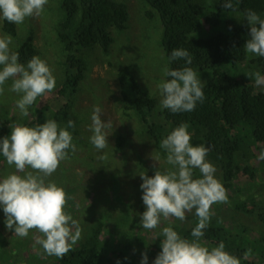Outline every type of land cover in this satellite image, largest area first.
<instances>
[{
	"label": "trees",
	"instance_id": "16d2710c",
	"mask_svg": "<svg viewBox=\"0 0 264 264\" xmlns=\"http://www.w3.org/2000/svg\"><path fill=\"white\" fill-rule=\"evenodd\" d=\"M142 1L159 15L162 26L160 44L167 61L171 52L180 48L187 50L192 58L191 65H187L183 59H178L171 63L168 61V67H192L197 70L199 76L205 78L204 99L203 102H197L191 112L172 113L162 109V121L155 123V115L152 114L154 100L137 84L128 67L119 66L115 79L122 102L126 105L122 115L136 119L135 121L144 127L142 130L146 137L156 145H160L161 140L181 123H188V131L191 134H203L201 138H204L206 145L210 147V160L217 170L215 174L227 190L228 199L237 200L233 203V213L248 214L251 228L250 223L238 222L235 231H231L225 220L224 225L212 221L213 224H209L204 230L202 241L212 247L224 242L225 250L241 258V264H264V196L261 194L264 190V160L259 159L264 151V93L257 91L258 86L255 84L244 83L237 75L238 68L247 62L244 45L249 39L250 28L244 13L246 10H253L264 19V0H230L234 10L222 7V4L229 0H213L212 3L194 0ZM58 4L59 13L62 14L53 34L62 48V54L58 52L59 73H62V77L59 79L60 83H57L59 88L51 92L56 96L54 97V94L51 100H47L40 107V104L36 108L31 107L27 117L19 118L17 114L16 118H12L10 108L2 109L0 138L10 135L14 122L34 126L39 122L42 124L46 120H52V117L59 121V125L62 123L61 127H65L68 121H73L75 127L69 128L68 131L76 141L81 137L80 131L87 132L83 128L79 130L83 119L80 112L73 110L75 95L81 84L87 80L91 67L89 58L84 57L88 54L85 51L93 52L99 48L103 55L107 56L113 42L109 30L124 31L127 28V9L116 0H59ZM204 13L208 16L205 25H209V29L210 24L217 22L222 13L239 14L240 23L243 21L246 24L239 27L228 24L226 31L202 38L197 33L201 29V16ZM151 15V11H147L145 17L151 18ZM2 31L15 37L16 25L4 21ZM34 38L33 30L21 39L14 49L19 53V63L26 65L33 56L41 58L40 51L34 45ZM80 50L84 51V54H79ZM257 64L264 75V57H258ZM168 79L170 77H167ZM51 103L54 105L49 107ZM54 110L56 111L52 114ZM87 133L92 135L90 129ZM112 140L117 150L122 152L126 149V152H129L127 145L130 141L124 133L112 137ZM1 160L0 155V162ZM194 173L198 174L199 171ZM256 185L259 190L254 194L245 191L252 190ZM224 204L221 203V207ZM218 206L217 203L213 204L212 210ZM165 223L167 226L171 223L182 237L191 239V230L197 220L187 213L184 221L172 218ZM130 230L131 232H126L128 236L107 244L108 242L100 237L108 235L105 231L109 230L102 231L97 227L84 242L74 245L62 258L49 256L50 258L40 260L38 264H117V261L119 264H140L142 253L148 257L147 264H153L161 251L160 238L155 235L159 229L142 233L143 228L133 224ZM40 235L33 229L31 237L34 241ZM103 242L107 246L102 244ZM249 248L252 249L253 255L244 260L243 253ZM13 258L14 255L0 252V260L6 264ZM29 260H26L25 264H35Z\"/></svg>",
	"mask_w": 264,
	"mask_h": 264
},
{
	"label": "clouds",
	"instance_id": "9594fccd",
	"mask_svg": "<svg viewBox=\"0 0 264 264\" xmlns=\"http://www.w3.org/2000/svg\"><path fill=\"white\" fill-rule=\"evenodd\" d=\"M48 0H0V18L9 23L22 24L26 18L40 15ZM224 9L234 10L233 4L224 2ZM250 28L249 39L244 45L246 52L264 57V19L255 11L244 13ZM10 35L0 36V96L5 92V84L11 79L9 91L16 93V107L22 117L29 115V109L39 97L51 93L56 80L47 62L33 56L26 65L19 63V53L12 51ZM183 59L191 65L192 58L183 48L174 49L168 57L169 63ZM165 77H170L157 85L162 97L160 106L172 113L191 112L197 102H203L205 83L192 67L162 69ZM254 80L256 86H264V75L259 71L245 74ZM102 109L94 106L91 115L90 143L98 152L109 147L108 129L113 128L111 120H102ZM73 121L61 127L55 120L26 126L14 122L10 135L0 138V155L15 171L0 178V208H2L8 230L24 238L35 229L41 235L35 238L49 256L62 258L81 239L82 228L78 220L65 211L69 199L67 192L54 181L48 179L68 157L69 150L75 151L72 134ZM188 123H181L160 142L165 150V163L170 168H157L154 176L140 175L143 181L142 202L145 211L140 215L144 230H155L166 221L175 218L186 219L187 213L197 218L191 230V239L182 237L171 225L164 226L156 238H160V253L153 264H241L238 258L225 250L224 242L212 247L202 241L204 230L209 226L216 203H228L227 190L216 178V168L206 158L210 147L191 144ZM100 160L106 155H100ZM264 160V151L259 156ZM200 172L194 178V170ZM162 237V239H161ZM252 249L243 253L248 260ZM140 264H147L148 257L141 254ZM119 264V261H117Z\"/></svg>",
	"mask_w": 264,
	"mask_h": 264
},
{
	"label": "rangeland",
	"instance_id": "374dc122",
	"mask_svg": "<svg viewBox=\"0 0 264 264\" xmlns=\"http://www.w3.org/2000/svg\"><path fill=\"white\" fill-rule=\"evenodd\" d=\"M58 1L48 0L40 15L28 17L22 24H15L16 36H11L13 42L10 45V48L14 51L21 39L29 32L35 31L34 45L40 51L41 59L46 61L52 70L56 80L54 90L59 88V79L62 77V73H59L60 59L58 54V52H60V55L62 54V48L56 41V35L54 39V27L62 14L59 13ZM116 1L126 6L128 14L127 28L124 31L109 30L113 42L107 56H104L99 48L93 52L85 51L88 54L84 55V57L89 58L91 67L87 80L81 84L75 95L76 103L73 106V110L80 112L83 119L79 124V130L83 128L87 132H89L91 126V115L94 106H99L102 109V120L105 122L111 120L113 124V128L107 130L110 134L108 136L109 147L104 149L103 152H98L90 143L88 133L80 131L81 137L77 141L76 138L72 141L75 145V151L69 150L68 157L61 161L58 169L48 177L49 180L54 181L67 192L69 199L65 211L78 220L82 228V235L77 243L78 245L84 242L97 227H100L102 231L105 229L109 230L105 231L108 232V235L104 238V235L100 237L101 240L107 241V244L114 243L118 238H124L125 235L128 236L126 232H131L130 227L133 224H136V226L138 224V227H142L140 215L144 212L145 206L141 199L143 192L140 189V184L143 181L140 175L145 173L151 178L157 168L164 171L171 167L165 163V150L161 149L159 145L153 144L146 137L142 130L144 127L140 126L133 117L122 115L126 105L122 102L120 90L117 89L119 87L118 82L115 79L119 66L128 67L137 84L155 102V107L152 111V114L155 115L154 122L160 123L162 121L161 112L163 108L160 106L162 97L157 85L167 80V77L162 73V69L165 66L168 67V61L160 44L162 37L160 18L142 0ZM194 1H201L202 3L206 1L213 2V0ZM147 11H151V18L145 17ZM208 15H210L209 12ZM239 16L241 15L222 13L217 22L210 24L211 29H209V25H205V19L208 16L206 17L204 13L201 16V29L197 35L202 38L214 36L226 31L228 24L235 27L245 25L246 23L243 21L240 23L238 20ZM4 21L6 20L0 18V36L8 35L2 31ZM79 54H84V51L80 50ZM258 57L247 52L246 64L238 68L237 75L246 84H255L254 80L245 76L246 73L250 71H259L261 73L257 64ZM200 79L205 82V78L201 75ZM11 83L12 80L9 79L4 86V94L0 96V112L4 108H10L12 118H16L17 114L21 118L22 116L16 107V100L19 99V96L9 91ZM257 89V91L264 93V86H258ZM54 94L45 93L31 107L36 108L38 104H40L38 106L40 107ZM53 105L51 103L48 106L52 107ZM126 112L131 114L130 111ZM52 120H55V117H52ZM55 121L59 124L58 120ZM38 124L41 123L39 122ZM60 125L62 126V123ZM122 133L130 141L127 145L129 152H126V149L120 152L114 146L112 137ZM202 135L199 132L192 133L191 144L193 146L203 144L208 147L204 138H201ZM210 153L209 151L206 158L209 162H211ZM102 154L106 155V159H98ZM1 157L0 178L15 171L14 166H9L5 158L2 155ZM194 171L197 172L199 170L196 169ZM198 175L200 176V172L198 174L194 173V178H199ZM215 176L219 179L216 174ZM257 190H259V187L256 185L252 190L246 189L245 191L254 194ZM261 194L264 196V190L261 191ZM236 201V198L231 201L228 199V203H225L222 207L221 203H217L219 206L217 209L215 208L216 210H212L211 206L213 216L210 224H213L212 221L218 225H224L226 222L231 227V231H235L238 222L243 224L250 223L249 227L251 228V220L248 219V214L233 213V203ZM194 211L188 214L196 218ZM4 220L5 216L2 208H0V232L3 233L4 231L3 234H0V252L5 255H14L9 264H25L26 260L29 259L30 263L35 262V264H38L40 260L50 258L39 245L35 244L31 237L33 230H30L27 237H18L13 230H8L5 227ZM192 221L194 222V219ZM164 226H167L165 222L158 227L159 231ZM144 231L150 230L143 229L141 232L143 233ZM112 232H116V234H109ZM29 237L31 238L29 239ZM102 244L106 245L104 242ZM1 263L6 264L5 261L0 260Z\"/></svg>",
	"mask_w": 264,
	"mask_h": 264
},
{
	"label": "bare ground",
	"instance_id": "6f19581e",
	"mask_svg": "<svg viewBox=\"0 0 264 264\" xmlns=\"http://www.w3.org/2000/svg\"><path fill=\"white\" fill-rule=\"evenodd\" d=\"M84 234V233H83ZM98 239V238H97ZM101 239V238H100ZM138 240V239H137ZM141 240V239H140ZM142 242V241H141ZM136 243H137V241H136ZM101 244V243H100ZM99 245V244H98ZM132 246V245H131ZM160 249V248H159Z\"/></svg>",
	"mask_w": 264,
	"mask_h": 264
}]
</instances>
